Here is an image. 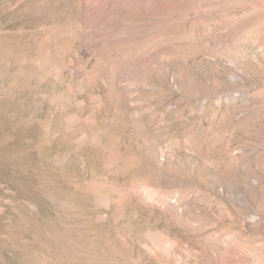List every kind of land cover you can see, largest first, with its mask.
<instances>
[{
    "label": "rangeland",
    "instance_id": "rangeland-1",
    "mask_svg": "<svg viewBox=\"0 0 264 264\" xmlns=\"http://www.w3.org/2000/svg\"><path fill=\"white\" fill-rule=\"evenodd\" d=\"M0 264H264V0H0Z\"/></svg>",
    "mask_w": 264,
    "mask_h": 264
},
{
    "label": "water",
    "instance_id": "water-1",
    "mask_svg": "<svg viewBox=\"0 0 264 264\" xmlns=\"http://www.w3.org/2000/svg\"><path fill=\"white\" fill-rule=\"evenodd\" d=\"M63 161H64V160H59V161L57 162V164H58V165H62V164H63V163H62Z\"/></svg>",
    "mask_w": 264,
    "mask_h": 264
}]
</instances>
